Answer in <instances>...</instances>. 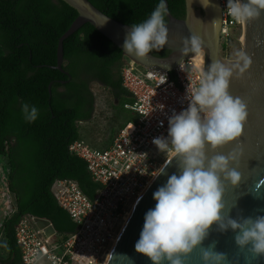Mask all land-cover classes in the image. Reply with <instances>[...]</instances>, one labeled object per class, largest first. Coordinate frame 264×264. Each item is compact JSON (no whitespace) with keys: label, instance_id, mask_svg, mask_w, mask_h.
<instances>
[{"label":"trees","instance_id":"obj_1","mask_svg":"<svg viewBox=\"0 0 264 264\" xmlns=\"http://www.w3.org/2000/svg\"><path fill=\"white\" fill-rule=\"evenodd\" d=\"M88 1L129 26L146 19L158 3ZM165 1L172 17L184 18V0ZM76 15L61 0H0V156L6 158L8 191L13 196V213L0 226L9 255L0 264H21L14 238V226L21 215L48 220L62 238L76 228L50 192L55 179L75 181L90 199L98 190L84 161L68 152V145L80 140L77 123L89 120L93 113L89 82L96 79L111 88L116 102L121 98H125V104L132 102L121 85L120 69L125 58L88 23L63 40L65 73L49 67L55 65L58 38ZM229 32L220 46L222 50L238 42L240 27L233 26ZM149 53L164 57L168 51L160 48ZM113 68L117 70L116 80L112 79ZM84 75L90 77L81 78ZM22 103L38 108L35 121L24 119Z\"/></svg>","mask_w":264,"mask_h":264},{"label":"clouds","instance_id":"obj_2","mask_svg":"<svg viewBox=\"0 0 264 264\" xmlns=\"http://www.w3.org/2000/svg\"><path fill=\"white\" fill-rule=\"evenodd\" d=\"M203 3L207 5L208 0ZM226 9L235 21L244 23L260 16L264 0H226ZM167 14L165 0H158L146 19L130 25L123 50L143 57L162 48L167 42ZM182 44V53L201 50V39L196 35L184 38ZM250 64L251 59L243 50L235 52V62L231 64L210 62L200 71L198 86L187 87V107L168 117L167 136L153 138L159 151L174 153L178 172L153 191L155 204L145 212L134 244L135 251L145 255L151 264H185L182 257L200 245L213 224L221 231L232 229L235 243L241 248L250 244L254 255H264V215L228 217L226 223L222 221L221 176L233 186L240 182L239 172L229 167L239 153L208 156L205 152L206 144L216 149L242 134L247 107L240 97L230 95L228 88L233 74L243 75ZM21 112L31 123L39 110L35 105L22 103ZM200 258L203 264H223L225 255L209 246L201 248Z\"/></svg>","mask_w":264,"mask_h":264},{"label":"built area","instance_id":"obj_3","mask_svg":"<svg viewBox=\"0 0 264 264\" xmlns=\"http://www.w3.org/2000/svg\"><path fill=\"white\" fill-rule=\"evenodd\" d=\"M222 9L220 46L230 28L242 23ZM187 58L170 72L138 66L124 59L120 69L121 85L131 97L125 104L134 118L121 127L103 150L93 149L81 140L68 145V152L83 160L98 190L92 199L85 196L75 181L55 179L50 192L60 208L76 225L62 238L52 227H39L38 217L21 215L14 226V238L21 264H104L115 244L134 202L174 153L159 151L154 137L167 136V119L188 105V86H198L203 69ZM163 122V123H161ZM9 192V191H8ZM0 201L9 204L4 218L13 213L9 195Z\"/></svg>","mask_w":264,"mask_h":264},{"label":"water","instance_id":"obj_4","mask_svg":"<svg viewBox=\"0 0 264 264\" xmlns=\"http://www.w3.org/2000/svg\"><path fill=\"white\" fill-rule=\"evenodd\" d=\"M61 1L74 9L77 14L58 38L55 65L49 66L62 73H65L62 69L63 40L85 23L90 24L118 48L126 60L142 68L170 72L185 59L195 56L197 52H181L182 40L190 35H196L201 39L203 69L207 68L212 61L227 64L235 62V60H225L219 54L222 13L220 0H208L207 5L203 3L206 0H184V18L182 19L174 18L168 12L166 15L167 42L161 48L168 51L164 57H157L151 53L137 57L126 53L122 44L129 25L108 17L88 0ZM241 28L244 37L243 42L240 43L241 50L251 59V64L243 75L237 77L235 73L233 74L229 80L228 91L233 97H240L246 104L247 119L243 125L242 134L232 142L218 146L216 149H210L207 144L205 145L208 156L217 153L227 155L233 151L239 153L238 159L230 162L229 167L239 172L240 182L233 186L224 181L221 176L224 223L228 217L239 219L264 215V11L259 17L242 23ZM177 164L178 160L173 154L159 169L163 171H158L159 173L147 185L135 202L104 264H151L145 255L135 251L134 244L139 237L145 212L155 204L152 199L153 191L164 184L169 175L178 172ZM36 223L42 227L50 222L38 218ZM52 230L53 227H48L46 231ZM234 236L235 232L232 229L221 231L217 224H213L200 245L182 258L185 264H203L200 258L201 248L212 246L213 251L225 255L223 264H264V255H254L250 251V244L241 248L235 243Z\"/></svg>","mask_w":264,"mask_h":264},{"label":"rangeland","instance_id":"obj_5","mask_svg":"<svg viewBox=\"0 0 264 264\" xmlns=\"http://www.w3.org/2000/svg\"><path fill=\"white\" fill-rule=\"evenodd\" d=\"M198 11V10H196ZM242 35L240 31L239 37ZM239 42V39H238ZM233 42L229 45L227 50H222L219 46V54L225 60H235V52L241 50L240 42ZM91 90L94 96V108L92 116L89 120L79 121L77 123V130L79 138L82 142L93 149H103L106 147L116 132L123 127L128 121L134 117L133 113L125 108V98H121L117 102L102 88L97 85H91ZM6 158L0 156V170H2V178L0 180V201L4 199L5 194L8 192V173L6 165ZM11 201L13 196L10 194ZM9 204L4 203L0 209L4 212L8 210ZM0 210V211H1ZM0 216V226L4 219V215ZM6 242L2 231H0V257L3 256L2 250H5Z\"/></svg>","mask_w":264,"mask_h":264},{"label":"flooded vegetation","instance_id":"obj_6","mask_svg":"<svg viewBox=\"0 0 264 264\" xmlns=\"http://www.w3.org/2000/svg\"><path fill=\"white\" fill-rule=\"evenodd\" d=\"M123 61L124 60H122V63H123ZM111 73H112V79L113 80H116L117 79V70H116V68H113L112 69V71H111ZM86 77H90L89 75L88 76H82L81 78H86ZM91 85H97L98 87H100V88H102V89H104L111 97H112V99L113 100H115V98H114V93H113V91H112V89L111 88H109V87H106V86H104L102 83H100L99 81H96V79L95 80H92V81H90L89 82V87H90V90H91ZM92 91V90H91ZM92 94H93V92H92Z\"/></svg>","mask_w":264,"mask_h":264},{"label":"bare ground","instance_id":"obj_7","mask_svg":"<svg viewBox=\"0 0 264 264\" xmlns=\"http://www.w3.org/2000/svg\"><path fill=\"white\" fill-rule=\"evenodd\" d=\"M243 39H244V37H243V34H242V35L239 37V42L242 43V42H243ZM192 60L198 62L199 66L201 67V66L203 65V52H202L201 50H200L199 52H197L196 55L193 56ZM155 175H156V174H155ZM135 202H136V201H135ZM135 202H134V204H135ZM133 206H134V205H133ZM132 208H133V207H132ZM132 208H131V210H132ZM131 210H130L129 214H128L127 217H126L125 222L127 221L128 217H129V215H130V213H131ZM124 224H125V223H124ZM124 224H123V226H124ZM123 226H122V227H123ZM121 230H122V228H121Z\"/></svg>","mask_w":264,"mask_h":264},{"label":"crops","instance_id":"obj_8","mask_svg":"<svg viewBox=\"0 0 264 264\" xmlns=\"http://www.w3.org/2000/svg\"><path fill=\"white\" fill-rule=\"evenodd\" d=\"M2 170H0V180H1V178H2ZM6 197V196H5ZM3 200V199H2ZM1 200V201H2ZM1 210V209H0ZM7 246V245H6ZM2 252L4 253L3 254V256L2 257H0V260L1 261H5V259L8 257V255H9V251H8V247L5 249V250H2Z\"/></svg>","mask_w":264,"mask_h":264}]
</instances>
